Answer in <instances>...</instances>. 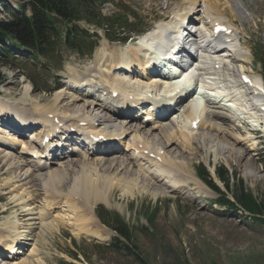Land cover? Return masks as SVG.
Wrapping results in <instances>:
<instances>
[{
	"label": "bare ground",
	"instance_id": "obj_1",
	"mask_svg": "<svg viewBox=\"0 0 264 264\" xmlns=\"http://www.w3.org/2000/svg\"><path fill=\"white\" fill-rule=\"evenodd\" d=\"M220 1L221 0H216L218 4ZM230 1L231 0H223L220 5L227 6ZM212 3L213 0H188L183 8H181V6L179 9L173 10L172 17L167 23H158L152 30L155 31L154 33L140 39L139 47L137 48L132 47V49H130L129 46H122V48L118 50L119 53H117V55L110 52L105 44H102L96 52L93 67H90V71L96 69V73L100 80L104 81L106 84H113L119 93L125 91L126 88L131 92L132 88L126 84V81L118 79L117 76L111 77V79L108 78L107 74L114 70L113 68L110 71L109 68L121 62L126 56L135 58L144 55L145 58H150L154 53L162 54L161 48H157L158 50L154 49L151 46V42L153 40L154 43L161 41L162 46H165L166 49H168V43L171 41V34L166 33V30H170L173 36L177 33L182 36L178 24L185 23L184 19L186 15H190L191 13L195 15L193 11H195L198 5H201L205 21L201 24L202 31L199 32V35L192 41H196V45L194 46H202L203 48L205 46V53H202L204 61L201 64V68H203L205 74V85H202V88L205 89L206 96L216 99L217 106H222L229 111L228 113L234 121L238 123L240 122L241 125L247 128L251 127L248 128L247 131H251L252 133L255 126L259 125L260 122H264V109L263 111L260 110L264 108V104L261 103L264 96L263 93H261L262 96L258 93V88L262 86V83L259 78L253 77V81H250L243 86L238 80L239 75L245 72L242 69V65L250 60L247 58L248 52H243V47L237 39L238 34H240L238 29V34L236 31H232L231 36L228 37L229 40L236 44L239 51L233 65L231 63L229 64L232 71L227 70L225 72V70H223L217 73V70H213V62H215V66L221 67L226 61V57H230L232 54L227 53L226 51H224L226 53L225 55L219 57L212 54V51L219 48L220 45L213 39L215 33L213 28H210L208 22H210L211 25H224L228 30H230L229 26L231 28L232 23L229 19L221 16L220 13V15L218 13L216 14V11L212 9ZM186 38L187 37L184 39L189 40ZM234 47V44L229 45L230 49H234ZM143 49L147 50L144 54ZM167 68L170 70L171 67ZM136 83L141 82L136 81ZM152 84L154 83H151L150 85ZM74 86L75 85L73 84L72 87ZM136 86L141 85L137 84ZM180 89H183V87ZM66 92L70 94L66 93L65 98L69 101L72 100L73 103L64 106L65 110L64 108L63 110L65 113H61L60 116L57 114V112L60 111L55 107L53 109L39 108L35 110V112L34 110H31L32 114L25 109L28 112L27 117H25L23 115L25 114V111L21 112L18 110V106H25V104L20 103L12 105L1 101L0 113L5 116V119L0 120L2 128L6 127V124L4 123L5 121H14L21 126H27L29 123H34L35 120H44L47 128L55 127L56 125H54V123L56 119L60 120L61 123L66 121L74 124L80 122L94 123V121L101 120L112 124L120 123L116 122L112 117L105 119L100 116L93 117V110L90 106L92 103L87 106V112H82L83 114L79 111L74 112L73 110L76 109L74 103L80 101L81 98L79 95H71V91ZM60 93L55 95L53 100L54 104H57L58 101H60L62 97ZM64 93L65 91L63 94ZM28 94L29 85L24 87L23 97L28 98ZM117 100H119V98L114 99L113 103ZM197 101L200 102L201 98H198ZM197 101L188 104L186 106V111L178 117L176 115L174 120L169 123L170 125L159 120L149 126L148 130L150 131L148 133L151 134L150 136L145 135L147 140L142 137L141 130L139 129H135L134 132H129L127 136L128 138L131 137V144L128 146V149L135 148V151H138L137 154L132 152L130 156H125L129 154V151L126 149L125 151L118 146L109 147V149H111L109 152L101 153L99 154L101 156H96L97 158H91L88 155H81L77 157L78 160L67 162L68 164L74 165V168L76 169H74L75 171L63 169L65 167H63V162H58L57 158L51 160L50 156L45 153H42L41 156L38 157L37 162L32 161L29 158L26 159L22 155L30 148L23 146L20 142L21 136L12 133L16 130V128L12 126L10 127L12 132L10 131L7 134L4 132L8 135V138L1 136L0 133V162L7 167L4 173L9 177L8 181L5 183L6 195H9L12 198V202L14 204L16 203L15 206L20 207V215L34 216L28 217L29 219L27 221L33 220L36 222V225H40L46 232H58L60 228L66 227L77 237L82 236L85 238L97 239L100 244L106 243L108 237L105 236V239L101 234V224L96 218V214H93L90 203L94 202L109 205V202H107V195H110V192L116 186L119 187L122 195L132 194L140 189L141 192H145L147 191L146 189H149L152 191V195L155 198L157 197L158 190L156 192L153 188H157V186L162 192L166 191V194H173L185 187L191 188V186L198 187L203 191L206 189L196 175L195 177L194 175H191L193 172L189 171L188 164L186 161L182 160L183 157L181 155L174 160L170 157L171 154L169 152L167 153L166 150L169 147H176L184 153L194 155L199 151L198 149L197 151L193 148V144L198 140L197 144L200 149L205 150L206 148V150L213 152L215 156L217 154L225 155L226 160L231 162V164L233 163L234 166L241 167V163L246 161L247 163L243 165L246 167L249 164L248 160H252L250 157V150H252L250 146L253 145L251 142L252 140H247V143L250 144L248 148L239 149L238 151L234 149V144L231 143V140L234 139L233 133H227L223 128L211 125L210 121L208 123L211 114H214L213 112H210L211 106L209 107L208 102L205 101V106L203 107L201 105L203 107L201 108L196 104L198 103ZM86 104L87 103L85 102L84 105ZM193 104L194 108L191 109V105ZM98 109L101 108L98 107ZM175 113L176 112H174V114ZM48 116H52V120H48L51 119L47 118ZM214 118L220 120L223 124L229 122L228 119L223 118L219 113L215 114ZM193 122L199 123L198 128H192ZM55 129H59V127H56ZM195 129H197V131H195ZM205 130L210 134L213 133V135L205 137L198 134ZM24 131L25 130H22L21 133ZM54 132L55 130H51L40 132V134L50 136ZM155 132L160 133V138L163 141L164 146L158 145L157 147H154L149 143L148 139L153 137L152 134ZM30 134H32V132H30ZM23 140H26V138ZM33 140L34 137L32 135L30 137V142ZM26 143H28V141ZM214 143H216V145H214ZM235 143L239 144L238 141H235ZM15 146L20 148H15ZM94 147H97V145ZM37 148L43 151L40 144H37ZM112 149H114V151ZM34 151L36 152L37 149ZM111 152H116L115 155H124L126 159L121 161L117 156L112 157V159H107L109 157H105V155H108ZM143 153L145 156L148 154H154L159 161L157 162L153 160V162L151 159H148V157H144L142 155ZM11 154L12 156L10 158L13 162L11 161L8 163V160L10 159L7 155ZM75 154H78V152L75 151ZM49 160L53 163L52 166H49L47 162ZM53 166L59 171L53 169ZM104 166H108L107 170H114L116 167L114 174L109 177L108 174L102 175L100 168ZM69 172L73 174L72 176H69L72 178L70 183L72 186L67 194H62L60 186L67 180V174ZM122 172L123 174H121ZM166 185H168V187H166ZM35 187L37 188L35 189ZM17 218H13L12 221H9L6 227H3V231H0V249L3 253V255L1 254L2 261L0 264H35L36 262H33V260H21V257L25 256L27 252L29 254L28 258L32 259L35 250L31 249L25 253L21 251L20 246H22L24 242V244H26L30 239L28 238L29 233L22 227L23 225L19 222L20 219L18 220ZM11 254L13 256H10Z\"/></svg>",
	"mask_w": 264,
	"mask_h": 264
},
{
	"label": "rangeland",
	"instance_id": "obj_2",
	"mask_svg": "<svg viewBox=\"0 0 264 264\" xmlns=\"http://www.w3.org/2000/svg\"><path fill=\"white\" fill-rule=\"evenodd\" d=\"M249 2L251 4H248L245 9L247 16L243 19L237 18L236 24L240 28L245 45L253 51L255 57L250 58L247 63L243 64L242 69L244 71L252 70L255 74L264 73V0H250ZM157 5L155 0H106V5L103 7L104 9L102 8L103 16L108 18L111 15L114 17L113 20L120 19L118 21H125V24L128 22V26L120 31L117 27L107 25L109 32L104 29V34L102 33L101 36H109V39L130 38L132 36L137 37L132 32L137 27L150 30L148 28H151L155 21L169 15L168 11H163ZM3 16L4 14L0 13V17ZM225 17H228V15ZM101 22L103 24L106 23L105 21ZM85 29L94 37V32H91V28L85 27ZM98 40L100 44V38L97 39V42ZM102 44L107 46L105 41L101 43V46ZM107 48L110 52L117 54L122 46L112 47V49L110 47ZM61 51L62 60L65 62L66 59L70 61L78 59L77 56L69 53L64 48ZM0 62L2 64L0 67V84H3L2 87L0 85L1 97L13 100L9 102L0 98V103H2L1 101L12 105L23 103L30 114H32L31 110L35 112L39 108L53 109L55 107L61 113H65L64 106H68L69 103H65L64 99H60L57 104H54V94L50 95V97H45V94L30 95L29 93L28 98H24V87L29 84L26 82L22 84L18 77H13L8 72L11 65L5 59H0ZM5 63H7L6 66H4ZM25 65L26 62H22L18 69L25 70ZM91 67H93V63ZM46 81L45 78L44 82ZM30 89L29 85V91ZM78 102L74 103L76 109L73 111L87 112L88 109L83 108L82 104L80 106L77 105ZM211 110L217 111L214 105ZM1 115L2 113H0ZM23 115L27 117L26 114ZM179 115L180 113L177 114V117ZM173 120L169 119L163 121V123L169 124ZM209 121L211 125L223 128L227 133H233L234 139L231 140V143L234 144V149L237 151L246 148V145H250L247 143L248 139L252 140L253 145L250 146L252 149L259 142L258 139L254 141L248 136L244 138L243 134L251 127L247 128L242 125L238 129L237 127L241 125L240 122L233 124L229 121L223 124L220 120L214 118V115L211 116ZM149 131L145 130L143 134L150 136L151 133L149 134ZM200 134L205 137L213 135V133H208L207 130ZM152 135L153 137L148 139L152 146H164L159 132H155ZM235 141H238L239 144L235 143ZM197 143L198 140L193 144V148L199 151L197 150L198 152L194 155L184 153L176 147H169L166 150L167 153L171 154L170 157L173 160L181 155L183 157L182 160L187 162L189 171L193 172L191 175H194V177L198 167L200 169L199 165H204L211 181L220 187L225 193L226 199L230 201L237 200L238 190L243 188L245 193L252 194L258 202L264 203L263 141L259 145L257 144L254 152L250 150L252 160H248L249 164L246 167L243 166L247 163L246 161L241 163V167L234 166L233 163L231 164V162L226 160L225 155L217 154L215 156L213 152L206 150V148L205 150L200 149ZM109 154L105 155V157H109L107 159H112V157L116 156L121 161L125 159L124 155H115L116 152L112 156H109ZM7 156L10 159L8 163H10L12 154ZM0 166V231H3V227H6L13 218L19 217L17 219H20L19 222L23 225L22 227L29 233L28 238L30 241L26 243L29 245L27 251L35 250L32 259L28 258L29 254L27 252L25 256L21 257V260H33V262H36L35 264H264V225L255 223L249 217H239V214L235 215L234 211L228 208H221L219 205H215L218 196L214 191L208 189L203 191L198 187L191 186L192 190L185 187L173 194H166V191L162 192L157 186V188H153L156 192L158 190L155 198L149 189H146L147 191L145 192H141L140 189L132 194L122 195L121 190L116 186L112 189L110 195H107L109 205L102 206L98 205L102 203H90L93 214L101 206L98 208L97 213L103 216L105 224H109L111 227H128L132 231L130 242L134 250L130 253L123 250V246L127 244L125 242L120 245L121 248L114 252L98 246L99 244L91 238L77 237L66 227L60 228L58 232L50 233L43 230L40 225H36L33 220L27 221L28 217L34 216L20 215V207L15 206L16 203L12 202V198L6 195L5 183L9 177L4 172L7 167L2 165V162H0ZM63 167V169H69V171L75 169L73 164L68 163H64ZM107 168L108 166L100 168L101 174H108V177L112 176L116 167L114 170H107ZM218 169H224L226 172L228 192L224 185L214 176V174L216 175L215 171ZM55 170L59 171L58 169ZM72 175L69 172L67 180L60 186L62 194H67L70 191L72 178L69 176ZM196 195L199 196L198 199H193ZM102 210L116 213V215L111 214L112 216H109L110 214ZM147 214L150 217L154 215L152 220L150 219L152 225L147 230L136 231L134 225L140 221L144 222ZM116 217H121L123 221ZM100 230L101 234L109 239L110 234L105 230V227L101 225ZM115 236L117 235L114 233ZM119 240L122 241L123 239L119 238ZM132 253L139 256L141 263L136 261Z\"/></svg>",
	"mask_w": 264,
	"mask_h": 264
},
{
	"label": "trees",
	"instance_id": "obj_3",
	"mask_svg": "<svg viewBox=\"0 0 264 264\" xmlns=\"http://www.w3.org/2000/svg\"><path fill=\"white\" fill-rule=\"evenodd\" d=\"M22 2L30 3L32 5H40L44 0H20ZM38 13L36 12V15ZM14 21L7 24H0V36L10 35L12 37H16L21 42H29L32 39V32H41L39 28V19L36 17L31 23L24 22L23 20H19L17 16H14ZM199 175L202 177L204 182L209 185L215 192H217L220 197L217 203L221 206L227 207L228 209L234 210V205L225 198L224 194L221 193L219 189L215 187V185L208 179L205 171L202 169L199 172ZM226 172L224 169L217 170V176L219 180L225 185L226 188L228 185V180L225 177ZM239 194L237 195V202L244 207V209L252 215V221L257 224L264 225V203L258 202L250 193H245L243 188H240ZM153 218V217H151ZM116 231L119 235L125 238L127 241L129 240V232L124 227H115ZM129 249V248H126ZM136 261L140 262L139 256L136 258ZM141 263V262H140ZM63 264V263H62Z\"/></svg>",
	"mask_w": 264,
	"mask_h": 264
}]
</instances>
